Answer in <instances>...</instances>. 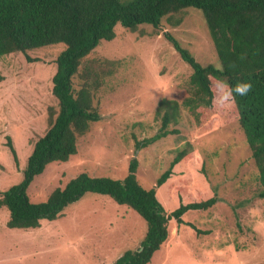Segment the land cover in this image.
I'll use <instances>...</instances> for the list:
<instances>
[{"label":"rangeland","instance_id":"rangeland-1","mask_svg":"<svg viewBox=\"0 0 264 264\" xmlns=\"http://www.w3.org/2000/svg\"><path fill=\"white\" fill-rule=\"evenodd\" d=\"M174 17L181 23L174 27L163 19L164 31L200 65L217 68L220 63L201 12L187 8ZM114 32V39L102 41L84 62L111 73L95 94L101 120L78 140L74 156L48 165L33 180L29 200L44 202L80 173L122 180L133 157L138 182L151 189L176 153L187 149L193 157L178 164L156 189L160 203L170 213L180 204L211 197L217 202L206 211H187L181 225L172 220L168 239L148 264H264V200L257 197V171L242 130L226 116H210L198 125L182 108L178 135L135 154V139L151 137L159 129L158 101L181 102L190 94L191 71L163 32L148 25L135 32L117 25ZM63 49L56 45L0 58V193L21 181L32 146L47 128L48 111L57 109L51 80ZM7 221L8 212L1 208L0 264H111L124 251L136 250L146 231L135 211L93 193L36 229H9Z\"/></svg>","mask_w":264,"mask_h":264},{"label":"trees","instance_id":"trees-1","mask_svg":"<svg viewBox=\"0 0 264 264\" xmlns=\"http://www.w3.org/2000/svg\"><path fill=\"white\" fill-rule=\"evenodd\" d=\"M187 8L201 12L222 71L212 65H200L173 35L164 31L162 20L176 27L181 18L174 16ZM117 25L131 32L140 25L163 32V37L191 71L190 94L181 102L165 98L158 101L155 115L160 121L159 129L151 137L135 139L134 153L178 135L182 108L198 125L210 116H226L243 132L257 171V197L264 200V0H0V58L56 45L64 47L56 58V72L51 80L57 109H49L47 128L32 146L21 181L0 193V209L8 212L6 227L36 229L41 221L57 219L86 193L106 196L135 211L146 224L139 247L124 251L111 264H148L168 239L172 220L181 225L187 211H206L217 202L211 197L180 204L170 213L160 203L156 189L172 176L178 164L193 157L187 149L176 153L151 189L143 188L138 182V161L133 157L122 180L80 173L63 188L53 190L44 202L33 203L27 195L33 180L48 165L65 163L74 156L78 140L92 123L101 120L94 103L95 94L105 75L111 73L84 62L102 41L114 39ZM217 79L232 87L251 83L252 90L247 96H235L230 106L220 107L214 102ZM6 146L18 166L9 137Z\"/></svg>","mask_w":264,"mask_h":264},{"label":"clouds","instance_id":"clouds-1","mask_svg":"<svg viewBox=\"0 0 264 264\" xmlns=\"http://www.w3.org/2000/svg\"><path fill=\"white\" fill-rule=\"evenodd\" d=\"M217 70L222 71V66L217 65ZM214 87L217 92L214 102L220 107L230 106L234 102L235 96H247L252 90L251 83H238L232 87L227 82L220 79L216 80Z\"/></svg>","mask_w":264,"mask_h":264}]
</instances>
